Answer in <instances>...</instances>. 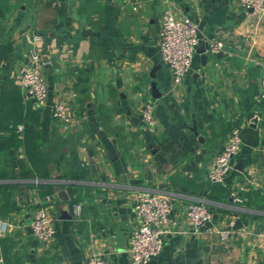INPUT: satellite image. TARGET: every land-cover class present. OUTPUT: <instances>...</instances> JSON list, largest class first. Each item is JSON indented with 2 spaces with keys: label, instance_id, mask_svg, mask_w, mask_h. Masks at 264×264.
I'll return each instance as SVG.
<instances>
[{
  "label": "crops",
  "instance_id": "crops-1",
  "mask_svg": "<svg viewBox=\"0 0 264 264\" xmlns=\"http://www.w3.org/2000/svg\"><path fill=\"white\" fill-rule=\"evenodd\" d=\"M168 1L197 23L199 47L217 32L224 43L206 64L197 49L179 84L158 43ZM35 34L42 38L29 43ZM0 45L8 50L0 61V264H86L95 253L129 264L145 190L172 203L173 232L149 264H264V15L238 0H0ZM31 50L49 86L41 107L21 86ZM144 100L154 103V130L140 114ZM55 101L69 124L54 118ZM20 118L27 134L12 131ZM234 126L241 149L225 181L214 182V156ZM198 201L214 218L194 235L186 208ZM39 206L56 217L48 244L30 226ZM220 230L229 232L224 240Z\"/></svg>",
  "mask_w": 264,
  "mask_h": 264
},
{
  "label": "built area",
  "instance_id": "built-area-1",
  "mask_svg": "<svg viewBox=\"0 0 264 264\" xmlns=\"http://www.w3.org/2000/svg\"><path fill=\"white\" fill-rule=\"evenodd\" d=\"M244 8L255 15H264V0H238ZM219 32L209 39L206 47L208 54H215L223 49V41ZM42 38L41 34L27 35L26 40L33 43ZM159 50L164 62L171 70L173 84L181 83L190 73L195 53L201 43L199 27L188 15L178 14L172 2L168 1L162 13V27L159 32ZM22 88L32 97L38 107L47 103L49 86L41 69L39 54L35 50L29 52V59L20 68ZM261 98L264 99V76L261 78ZM53 116L60 122L69 124L71 118L67 115L64 102L55 101L52 104ZM139 111L145 126L154 130L157 119L154 115V103L144 100L139 105ZM25 129L23 123L16 126L21 133ZM243 138L239 126L232 127L224 149L214 156L209 178L214 182H224L233 166V158L239 153ZM235 202H242L243 196L238 190L231 191ZM48 195L47 199L52 200ZM172 203L169 196L160 190H145L138 194L135 203L136 226L132 229L129 239V264H149L160 255L165 247L166 236L173 232L171 222ZM75 217H82V205H73ZM186 218L191 232L202 233V228L214 218L212 210L203 202H190L186 208ZM55 215L48 206H39L30 220L32 232L39 241L48 244L55 237ZM177 232V231H176ZM221 239L227 238L229 232L220 230ZM86 264H116L112 259L95 253L89 257Z\"/></svg>",
  "mask_w": 264,
  "mask_h": 264
},
{
  "label": "trees",
  "instance_id": "trees-1",
  "mask_svg": "<svg viewBox=\"0 0 264 264\" xmlns=\"http://www.w3.org/2000/svg\"><path fill=\"white\" fill-rule=\"evenodd\" d=\"M8 59V50L7 48L4 46V45H0V61H5ZM19 123H24V119L23 118H20V119H17L16 120V123H14L15 125H13V128H12V131H15L16 129V126L19 124ZM24 132L27 134L28 133V130L26 128V125H25V130ZM24 133V134H25ZM13 137H15V139L17 138L19 140V137H18V134L17 132H13ZM40 187L44 188L43 190V194H47V193H54L55 189H54V184H49V183H41L40 184Z\"/></svg>",
  "mask_w": 264,
  "mask_h": 264
},
{
  "label": "water",
  "instance_id": "water-1",
  "mask_svg": "<svg viewBox=\"0 0 264 264\" xmlns=\"http://www.w3.org/2000/svg\"><path fill=\"white\" fill-rule=\"evenodd\" d=\"M198 51L200 53H202V58H203L204 64H206L207 63V60H208V54L206 52V46H205V44H203L201 47H199L198 48ZM156 67H154L153 70H152V72H151V75L153 77V80H152V90H153V95L154 96H160L161 95V90L159 89L158 80H157L156 74H155ZM63 193H64V191L60 192V194H63ZM63 213L65 215L67 214V212L65 210H63ZM238 223H240V221H238Z\"/></svg>",
  "mask_w": 264,
  "mask_h": 264
}]
</instances>
